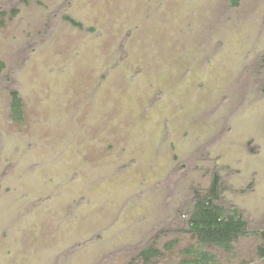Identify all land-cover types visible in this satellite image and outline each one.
<instances>
[{
  "label": "rangeland",
  "instance_id": "rangeland-1",
  "mask_svg": "<svg viewBox=\"0 0 264 264\" xmlns=\"http://www.w3.org/2000/svg\"><path fill=\"white\" fill-rule=\"evenodd\" d=\"M213 195L229 252L189 232ZM263 233L264 0H0V264H264Z\"/></svg>",
  "mask_w": 264,
  "mask_h": 264
},
{
  "label": "trees",
  "instance_id": "trees-1",
  "mask_svg": "<svg viewBox=\"0 0 264 264\" xmlns=\"http://www.w3.org/2000/svg\"><path fill=\"white\" fill-rule=\"evenodd\" d=\"M232 7H239L240 0H229ZM73 26L82 29L83 24L66 16ZM11 110L14 118L21 119L23 116V100L18 92L11 95ZM214 196L201 198L196 196L191 210V217L188 223L189 232L196 237L202 245H213L231 251L238 238L246 234L247 222L243 219L237 209L228 212L224 207L214 201ZM264 238V233H263ZM260 256L264 257V248H260ZM161 251L150 246L142 249L138 257L150 261L159 257ZM215 257L212 254L203 252L193 261H186L185 264H214Z\"/></svg>",
  "mask_w": 264,
  "mask_h": 264
}]
</instances>
